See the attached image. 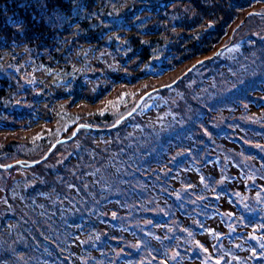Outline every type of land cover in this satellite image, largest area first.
<instances>
[{
    "label": "trees",
    "instance_id": "16d2710c",
    "mask_svg": "<svg viewBox=\"0 0 264 264\" xmlns=\"http://www.w3.org/2000/svg\"><path fill=\"white\" fill-rule=\"evenodd\" d=\"M247 13L246 20L255 16L263 23L250 36L236 34L234 26ZM211 24L213 29H206ZM219 46L215 73L193 76H199L203 90L194 101V117L191 97L178 90L187 73L146 96L134 113L140 120L127 117L115 126L120 135L106 142L119 139L117 152L103 154L105 164L88 161L91 171L72 182L66 179L72 190L59 192L57 199L47 195L54 181L34 174L38 166L23 169L33 186H50L44 196L30 198L22 191L24 184L13 181L6 201L0 199V264L17 263V252L11 254L3 241L15 237L24 243L41 223L38 218L46 219L43 243L57 259L39 254L42 259L33 264H136L126 251L109 248L114 237L145 242L153 259L140 264H264V0H0L1 134L54 123L62 114L49 112L42 100L41 95L57 93L39 71L63 68L73 77L66 82L84 87L88 81L91 103L98 93L107 94L89 121L108 123L119 112L130 111L139 94L165 85L164 75L181 68L178 76ZM89 61L98 68L94 77L87 74ZM176 96L181 108L173 106ZM150 98L144 115L139 114ZM179 126H185L184 135L176 133ZM163 132L168 134L161 136L155 153L136 145ZM44 134L26 144L0 142V157L20 160L39 154L49 143ZM77 150L68 153L84 158ZM87 174V186L100 197L102 211L95 220L91 217L98 210L86 215L80 206L93 204L82 190ZM116 176H126L122 190L112 187ZM133 180L143 190L133 191ZM14 187L21 189L20 200L10 207ZM142 191L151 199L139 197ZM123 192L140 198L136 203L152 205L142 233L112 221L113 212H124L128 202ZM214 219L223 228L213 226ZM95 227L107 235L101 238ZM58 253L67 257L60 259Z\"/></svg>",
    "mask_w": 264,
    "mask_h": 264
},
{
    "label": "rangeland",
    "instance_id": "374dc122",
    "mask_svg": "<svg viewBox=\"0 0 264 264\" xmlns=\"http://www.w3.org/2000/svg\"><path fill=\"white\" fill-rule=\"evenodd\" d=\"M248 13L246 15L244 14L242 18L239 19V23H237L234 26L233 30L237 29L235 30L236 34H240V35L244 34V35L250 36V34H252L253 31H255V29L263 23L262 21L257 19L255 16L251 17L249 20H246ZM239 27H242V28H239ZM206 29H213V24L210 25V28L209 26H207ZM248 31L250 33H248ZM231 39H232V35L230 37V40ZM219 49L221 50L220 46L212 54L210 55L208 54L206 55V57L199 58L195 62L187 65L185 70L182 71V73L179 74L178 76H175V72L179 73L181 71V68H179L180 71L179 69L176 70L173 76L172 74L169 73V74L164 75L162 78L163 80L161 82L165 83V85H169L173 83L179 76L183 75L185 71H187L188 69L190 68L195 69V67L198 66L200 63L207 61L205 66H202V67L198 66L193 72H190L192 69L188 71L187 73L189 74L186 76L184 75L185 76V78L183 79L184 81L178 86V90H181L183 94H188V96L191 97V100H189L188 102L189 111H190L189 113H191V117H194L196 114L195 113L196 111L195 102L199 101L198 97H201L202 92H203V90H201L200 88V81H196V78L199 76H204V75H207L208 73L214 72L216 68L215 66H217V64H215V61L217 59L216 55L218 54ZM253 60L254 58L251 54L250 62ZM133 61L134 60H132V62ZM197 62H200V63L196 64ZM88 64L89 65L87 66L88 67L87 74L90 77H94L95 75L99 74L96 63L94 64L91 61H89ZM183 65H186V64H182L180 67H182ZM240 69L241 67L237 68V70H240ZM38 75H40V77H43L41 80L45 84L52 85L53 88L55 89L54 90L55 93H57L56 95H48V96L41 95V98L45 102V105L47 106V108H49V112H51L52 114H57L62 110V114L58 118H56L57 121L54 122L56 123L55 125L52 121V122H48L49 124L47 125L43 124V125H37L35 127H30V129L28 130L19 129V130H15L14 132H8L4 134L0 133V142L7 143L10 140H14L18 143L26 144L29 141H31V138L34 139V137L37 134L39 135V137H42V134L47 132L48 133L47 140L49 142L47 145L45 144L46 145L45 147L40 149V151L38 152L39 154L37 155L27 154L23 156L24 159H20V160L15 159L16 157H13V156L7 159L6 158L3 159L0 157V165H1L0 175L3 177L1 178L0 176V199L3 201H6L4 194L9 193L8 187L10 186V184H13L12 183L13 181L14 183H18L21 181V183L24 184L22 186V191L27 190L26 195L29 196L30 198H33V197L37 198L40 196H44V193H43L44 189L48 188L50 186V183L49 184L46 183L42 186H38L40 182L33 180L38 183L35 186H33V183L30 181L33 178L31 179L30 176H28L29 179L24 178L25 174H24L23 169L25 168L28 169V168H31L32 166H38V170L34 174H36L37 176H41L42 178H47L46 180L49 179L50 182L54 181L55 188L52 189L50 193L47 195H51L52 198L57 199L56 196L59 192L67 193V191H69L71 187L70 186L71 184L70 183L66 184L65 183L66 179L67 181L72 182L75 178L77 177L79 178L86 172L91 171L89 170V169H92L89 167L91 162H94L97 166L99 164L100 165L105 164V159H103V154L110 152V151L117 152V150L115 149L117 145L120 144L119 139L116 142L112 140H110L109 142H106V139H109L111 135H113V139L115 138V136L117 137L120 135L116 131V128L114 127L118 126L120 122L125 119L124 118L120 120L122 117H124V115H126L127 113H130V111L134 109L136 102L141 98L143 94H145L143 92L142 95L139 94L136 97L138 99L136 100V102H134L130 111H126L123 113L119 112V114L114 115V118L115 119L117 118L116 120L114 119L115 121L113 120L108 123L97 121V122L92 123L89 121L91 118L90 113H94L95 111H97L100 107H102L105 104V101H107V96H106L107 94H103V92L98 93L96 98L91 103L90 97L88 95L90 91L85 89L86 87H88V84H87L88 81H86V84L84 87L78 86V84L75 82L73 83L66 82L68 78H73V77L69 76L68 71L64 70L63 68L60 71L55 70L53 72H50L49 74L45 71L44 72L39 71ZM196 75H199V76L193 79V76H196ZM134 85H132V87ZM162 86L164 85L152 86V89H157ZM120 88L125 89L124 86H119L118 89ZM151 90H148V91H151ZM28 99L30 100V97L28 98L27 96V98L24 101L26 103L27 108L29 107ZM150 100L151 98L146 99L142 103L144 107H142V110L139 112V114L143 113L142 115H144V113L146 112V109L150 105L149 104L151 102ZM173 103H174L173 106L177 108H181L183 106V103L180 101V99L177 96L175 97V100L173 101ZM188 103H186V105ZM24 111L27 112L26 109H22L21 113H23ZM135 111L130 113L128 118L131 117L133 121H138L140 120V118L138 119L137 114H134ZM153 116L154 114L152 113L148 114V117H151L149 118V120L152 121ZM158 119L159 118H155L154 120H158ZM119 120L120 122L117 124ZM81 125H85V126L88 125V127L86 128L89 130L85 131L86 128L82 127ZM123 126L124 125H121L122 129H123ZM76 127L78 130L76 131L75 135H73ZM126 127H128V125ZM60 130L61 131L64 130V132L61 133ZM170 132L171 131H168V133ZM185 132H186L185 126H179L176 128V133L178 134L184 135ZM168 133L163 132V133H155L154 135L150 134L149 136L143 137V139L139 143H136V145L143 144L142 147H140L142 152L149 151L151 153L153 152L155 153L158 150L159 140L161 136L168 134ZM61 139H66V140L61 141ZM50 148L52 149L50 150ZM76 148L79 149V153L81 155H84V158H80L79 155H77L74 158L72 157V155L68 153L69 151L78 152ZM81 148L84 149L85 151L84 153L83 151H81ZM85 153L88 155L86 156ZM44 155L46 156L45 158H43ZM17 156L18 158L20 157L19 155ZM121 156H124L123 159H125V154H122ZM38 160H41V161L30 165V163H32L33 161H38ZM88 161H91V162H88ZM60 162L62 163L60 164ZM54 164L55 165L57 164V165L55 166ZM48 173H51L52 176L49 177V175H47ZM125 177L119 178L118 176H116L115 179L111 181L112 187L122 190V181L125 179ZM22 178L25 179L26 181H22ZM93 179H95V176L93 177ZM90 181H91V178L87 174V176L85 177L86 185H83L84 187L82 188V190H84V194L87 198V203L91 201L93 204L80 205V206L82 208V211L86 212V215L90 211L98 210L97 212L94 211L91 217L92 219L95 220L96 214L101 212L102 209H100L99 207L100 204H97V203H100L99 202L100 197L98 196V194H93L91 192L90 185L87 186ZM131 183L132 184L130 188L133 191L143 190V188L141 189L137 187L138 183H136L134 180ZM19 189L20 188L18 187H14V192L11 191L10 195H13V198H11L12 200L7 201L8 204L9 202H11L9 205L10 207L14 206L13 201H16V203H18V201L20 200L19 193L21 189L20 190ZM70 190H72V188ZM241 190L243 191L245 190L243 186L241 187ZM123 194L128 196V202L124 207V212L123 211L113 212L112 221L114 220L116 221V223L122 226L125 225L127 228H131L135 231L138 230L141 233L144 232V230L147 229V226L149 223L148 221L146 222L145 215L152 205L150 204L147 205V203L145 204L144 202L136 203L135 201L140 200V198L133 197L132 194H130L129 192H126V193L123 192ZM139 197L144 198V200L151 199L150 197H147V194L144 191L141 192V195ZM61 198L63 199V197ZM45 209H43V211H45ZM38 213H42V210L39 209ZM79 214H81V212H79ZM43 215L39 214V217H43ZM103 216H107V215H103ZM70 218L72 219L73 217L71 216ZM37 220L40 221L41 223L38 225L37 230H35L34 233L30 235V237L27 238L26 239L27 241H25L24 243L23 241H21L22 243L16 242L15 237L10 238L8 241H3L4 242L3 245H5L6 248H8L11 254L13 252H17L18 259H17L16 264H33L31 262L32 260L37 262L38 260L40 261L42 257L43 259H45V256L48 258L57 259L56 255L51 254L48 250V246H46L43 243V238L46 237V231L43 230L42 224L46 225V219L44 220V218H38ZM211 223L213 226L217 228H223L217 219H214V221H212ZM255 227L256 226H253L252 229H255ZM96 230L100 234L101 238L102 237L104 238L107 235L106 231L104 230L102 231H100L99 229H96ZM111 240L113 241L109 245L110 249H112L113 251H119L121 253H124L126 251V253L130 255L134 259V261H136V264L142 263L143 260L148 261V260L153 259V255L151 251L146 249V244L144 241L141 242L139 240L135 241L134 239H125L124 242L122 241L120 242L115 237L111 238ZM202 240H206V238L203 237ZM57 256H59L60 259L67 257L64 255H61L60 253H58Z\"/></svg>",
    "mask_w": 264,
    "mask_h": 264
},
{
    "label": "water",
    "instance_id": "95a60500",
    "mask_svg": "<svg viewBox=\"0 0 264 264\" xmlns=\"http://www.w3.org/2000/svg\"><path fill=\"white\" fill-rule=\"evenodd\" d=\"M220 50V49H219ZM201 62V61H200ZM200 62H197L196 64H199ZM195 64V65H196ZM192 68H190V69H188L187 71H185V73L183 74V75H181V76H179L173 83H171V84H169V85H164V86H172V85H174V83L175 82H177L178 81V79H180L181 77H183L188 71H190ZM162 88V87H161ZM158 89V88H157ZM153 90H155V89H152L151 91H148V92H145V94H143L142 96H141V98L136 102V105H135V107H134V109L133 110H131L130 111V113H132V112H134L140 105H141V102H142V100L146 97V96H148L150 93H152V91ZM130 113H127L126 115H124V117H122L120 120H122V119H124V118H126V117H128L129 115H130ZM120 120L117 122V124L120 122ZM82 127H88V125H81ZM78 129H77V127L75 128V132H74V134L73 135H75V133H76V131H77ZM72 135V136H73ZM67 139V138H66ZM66 139H61V141H64V140H66ZM52 148H50V150H51ZM46 156L44 155V157L43 158H45ZM42 160V159H41ZM41 160H38V161H33L32 163H30V165H32L33 163H37V162H39V161H41ZM1 166V165H0ZM4 167H6V166H4Z\"/></svg>",
    "mask_w": 264,
    "mask_h": 264
}]
</instances>
